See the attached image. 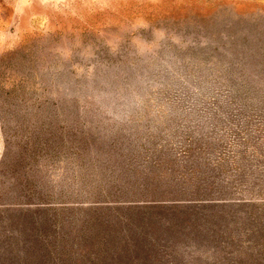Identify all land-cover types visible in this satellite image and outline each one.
<instances>
[{
	"label": "rangeland",
	"instance_id": "obj_1",
	"mask_svg": "<svg viewBox=\"0 0 264 264\" xmlns=\"http://www.w3.org/2000/svg\"><path fill=\"white\" fill-rule=\"evenodd\" d=\"M0 264H264V0H0Z\"/></svg>",
	"mask_w": 264,
	"mask_h": 264
},
{
	"label": "crops",
	"instance_id": "obj_2",
	"mask_svg": "<svg viewBox=\"0 0 264 264\" xmlns=\"http://www.w3.org/2000/svg\"><path fill=\"white\" fill-rule=\"evenodd\" d=\"M136 196V195H134ZM116 200V201H113ZM147 199L142 198L140 196L137 197H131L130 195H126L123 197H119V198H115V199H107L106 197H102V198H93V199H89L87 201H78V206L81 207H94L95 210H97L98 207L101 206H110L112 204H114V202L116 203H120L122 205H131V204H137V203H145ZM12 207H21V205L19 204H15V205H11ZM25 206H30V204H26ZM97 207V208H96Z\"/></svg>",
	"mask_w": 264,
	"mask_h": 264
}]
</instances>
